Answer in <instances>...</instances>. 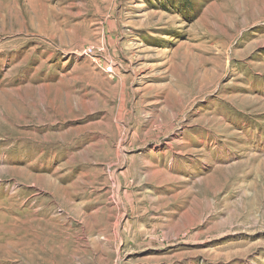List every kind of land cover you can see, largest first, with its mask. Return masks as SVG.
I'll use <instances>...</instances> for the list:
<instances>
[{
    "label": "rangeland",
    "instance_id": "374dc122",
    "mask_svg": "<svg viewBox=\"0 0 264 264\" xmlns=\"http://www.w3.org/2000/svg\"><path fill=\"white\" fill-rule=\"evenodd\" d=\"M0 264H264V0H0Z\"/></svg>",
    "mask_w": 264,
    "mask_h": 264
}]
</instances>
